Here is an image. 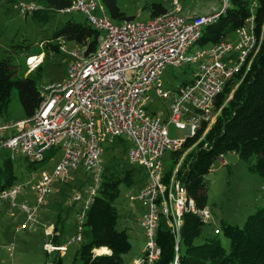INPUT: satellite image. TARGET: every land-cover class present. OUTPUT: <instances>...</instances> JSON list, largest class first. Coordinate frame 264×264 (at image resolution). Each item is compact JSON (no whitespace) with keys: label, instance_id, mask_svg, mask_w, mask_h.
<instances>
[{"label":"built area","instance_id":"obj_1","mask_svg":"<svg viewBox=\"0 0 264 264\" xmlns=\"http://www.w3.org/2000/svg\"><path fill=\"white\" fill-rule=\"evenodd\" d=\"M219 1L218 10L189 15L182 12L179 0H171L172 9L146 20L130 18L117 22L101 0H72L60 10L84 14L85 20L101 32L97 48L90 54L79 44L68 50L65 40L60 38L59 50L71 58L67 80L39 87L41 100L31 115L0 121V149L25 156L29 164L43 161L47 151L53 154L61 151V158L52 171L41 170L38 177L31 176V181L14 183L0 191V201H8L24 213L16 229L30 230L37 226V212L53 182L68 183L73 179L71 170L80 166L93 173V183L87 186L85 197L80 194L72 197L74 201L83 199L76 214L75 235L55 243L52 241L54 225L44 226L46 239L42 247L47 254L57 252L63 256L69 244L82 241L86 209L97 193L104 169V146L118 138L130 143L126 149L127 161L146 171L138 195L131 198L146 206L138 209L137 220L146 230L148 241L142 256L131 264H151L158 257L154 235L160 215L175 233L184 211L199 214L204 222L210 219L207 206L197 208L175 177L187 150L176 160L172 154L200 129V138L203 137L219 114L217 96L226 86L231 90L236 87L262 40V35L255 32L251 15L234 31L235 43L227 39L228 34L217 43L199 45L203 28L229 5V0ZM16 7L26 15L39 5L19 1ZM195 45L199 47L194 49ZM32 57L36 56L27 58L30 69L40 63L36 59L34 63L30 61ZM184 64L193 66L192 78L185 79L174 90L164 89L161 76L165 68ZM150 92L167 100L165 118L161 112L149 109ZM169 124L184 130V136L170 138ZM168 150L174 165L170 167L171 175L164 179L169 169L164 168L162 156ZM216 160L221 165L227 161L224 154ZM24 191L33 194L32 205L27 199L16 202L15 198ZM213 231L220 233L218 227ZM13 247L14 243L7 247L10 256ZM172 264H178L177 260Z\"/></svg>","mask_w":264,"mask_h":264},{"label":"trees","instance_id":"obj_2","mask_svg":"<svg viewBox=\"0 0 264 264\" xmlns=\"http://www.w3.org/2000/svg\"><path fill=\"white\" fill-rule=\"evenodd\" d=\"M71 1L33 0L39 7L30 14L37 21L47 22L51 11L60 12ZM101 2L112 19L132 18L120 10L116 0ZM144 8L150 12V16L167 10L161 3H146ZM251 15L254 16L256 34L262 35L257 53L236 87L231 90L226 86L217 96L219 114L203 137L200 138V129L196 135L187 137L182 148L172 154L176 160L187 150L175 177L199 209L207 206L205 176L220 154L235 152L247 163L251 172L264 180V0H229V5L219 13L216 20L203 28L198 44L219 42L241 27ZM60 38L85 46V53L90 54L97 48L101 32L87 21L67 20L53 32L54 42L48 39L46 45L53 51H60ZM43 62L44 59L26 74L16 76L12 69V54L8 52L0 56V116L7 110L14 88L18 90L24 115H31L35 111L41 100L37 80ZM115 142L125 147V141L118 138L105 148L101 181L85 213L82 235L86 240L81 241L76 250V259L80 264H124L123 255L131 247L126 229L117 228L115 200L120 184L130 187L142 183L146 171L142 166L128 161L126 165H119L114 155L106 156V150L113 149ZM37 166L34 163L28 164V167ZM171 171L170 168L164 179L171 175ZM15 180L12 159L5 158L0 164V191L13 185ZM61 221L59 216L56 222ZM53 225L52 241L60 243L58 239L62 230L57 224ZM203 226L204 221L199 214L184 211L182 223L175 233L167 225L166 218L160 215L154 235L159 255L151 264H172L175 260L178 264H264V206L249 214L242 226L221 221L218 231L229 240L228 249L222 245L218 236L220 233L214 231L213 235L206 236L201 243L196 242L202 234ZM49 264H62V256L57 254Z\"/></svg>","mask_w":264,"mask_h":264},{"label":"rangeland","instance_id":"obj_3","mask_svg":"<svg viewBox=\"0 0 264 264\" xmlns=\"http://www.w3.org/2000/svg\"><path fill=\"white\" fill-rule=\"evenodd\" d=\"M31 3L33 0H0V56L8 52L13 56L14 75L21 76L31 69L27 64L30 61H42L44 59L40 77L37 80L38 86L50 84L52 82H65L67 80V68L71 60L70 56L62 51H53L46 41L52 40L53 32L67 20L84 22L85 16L80 11L68 13L50 12L47 22L35 20L31 14H22L16 7L17 2ZM37 2V1H36ZM120 10L126 16L146 20L150 17V12L144 8L146 3H161L167 9H172L171 0H116ZM184 14H205L214 9L220 8L219 0H179ZM114 20V19H113ZM114 22H117L114 20ZM227 39L236 42L237 34L233 31ZM68 50L75 47L73 41L65 40ZM199 47L195 45L193 48ZM8 50V52H5ZM34 63V62H33ZM192 65L167 66L162 73V87L166 90L176 89L183 80L191 79ZM151 101L149 109L161 112L163 118L166 117L167 100L155 97L150 92ZM24 111L18 97V90L14 88L11 92L7 110L0 116V121H13L23 118ZM170 138L183 137L184 130L178 129L173 124L168 125ZM125 141V140H124ZM130 143L125 141V147L119 142H115L113 149L106 150V156L114 155L119 165H126V151ZM105 145L104 147H107ZM105 153V152H104ZM50 156H53L50 159ZM10 157L13 162V172L16 176L15 183H27L31 181V176L38 177L41 170L52 171L55 164L61 158V151L52 154L46 152V159L36 163V168L28 167V159L16 152L0 149V164L5 158ZM226 164L221 165L218 160L213 164V168L206 174V194L207 208L211 213L210 219L204 222L202 234L196 239L201 243L206 236L213 235V229L221 225L224 220L231 224L242 226L249 214L261 206H264V180L262 177L248 169V165L235 152L224 154ZM162 162L166 170L173 167L171 152L168 150L162 156ZM73 179L67 184L55 181L52 183L50 191L45 197L44 204L40 206L36 219L37 226L30 230L16 229L24 219V213L18 207H12L8 201H0V264H49L57 256V252L47 254L43 250L44 226L46 224H57L62 230V239L66 241L75 235L76 214L83 205V199L74 201L72 197L80 194L85 197L87 186L93 183V173L85 171L80 166L76 170H71ZM62 187V189H61ZM142 183H136L130 187L120 184L119 194L115 200L118 212V229H126L130 250L123 255L124 264H131L133 260L142 256V249L146 246L148 237L146 230L139 225L138 209H145L146 206L140 201L132 199L137 196ZM27 190V189H25ZM27 199V203L32 205L34 196L31 192L20 193L16 202ZM61 222H56L59 216ZM222 245L228 249L229 240L222 233L218 235ZM84 239L82 242H84ZM9 243H14L13 250L8 251ZM81 242L69 244L68 250L62 256V264H80L76 259V250Z\"/></svg>","mask_w":264,"mask_h":264},{"label":"crops","instance_id":"obj_4","mask_svg":"<svg viewBox=\"0 0 264 264\" xmlns=\"http://www.w3.org/2000/svg\"><path fill=\"white\" fill-rule=\"evenodd\" d=\"M58 241L61 243L63 242L62 236L58 239Z\"/></svg>","mask_w":264,"mask_h":264},{"label":"bare ground","instance_id":"obj_5","mask_svg":"<svg viewBox=\"0 0 264 264\" xmlns=\"http://www.w3.org/2000/svg\"><path fill=\"white\" fill-rule=\"evenodd\" d=\"M96 252H98V249H96Z\"/></svg>","mask_w":264,"mask_h":264}]
</instances>
